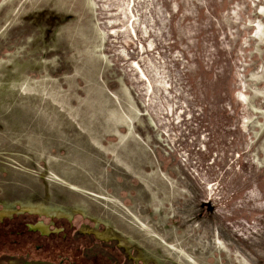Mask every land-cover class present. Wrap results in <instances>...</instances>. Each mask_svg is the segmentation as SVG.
I'll use <instances>...</instances> for the list:
<instances>
[{"label":"rangeland","instance_id":"rangeland-1","mask_svg":"<svg viewBox=\"0 0 264 264\" xmlns=\"http://www.w3.org/2000/svg\"><path fill=\"white\" fill-rule=\"evenodd\" d=\"M0 264H264V0H0Z\"/></svg>","mask_w":264,"mask_h":264}]
</instances>
